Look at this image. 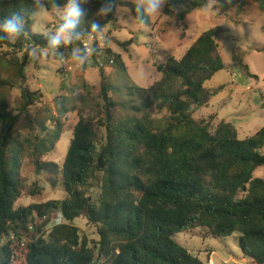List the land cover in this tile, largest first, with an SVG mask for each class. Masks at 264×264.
<instances>
[{"label":"trees","instance_id":"trees-1","mask_svg":"<svg viewBox=\"0 0 264 264\" xmlns=\"http://www.w3.org/2000/svg\"><path fill=\"white\" fill-rule=\"evenodd\" d=\"M259 1L264 8V0ZM57 3L62 8L64 0ZM175 3L178 11L165 5L164 13L184 21L206 0ZM118 5L134 8L131 2L117 0ZM85 7V29L92 20L104 28L115 20L116 11L106 18L95 15L98 0H89ZM37 10L33 0H0V20L22 11L27 28L14 41L0 39V87L18 84L21 89L16 111L0 103V237L6 238L0 245V264H19L21 259L24 264H209L175 239L195 229L214 238L239 234V247L251 264H264V178L254 175L264 166V127L241 139L231 122L213 128L211 120L193 116L225 89L205 86L224 69L216 40L222 26L204 32L181 58L169 57L159 65L162 77L149 87L126 86L122 102L112 93L120 95L124 88L114 86L100 69L105 114L90 119L79 114L62 165L67 197L15 207L24 188L21 169L26 157L37 171L59 169L41 159L55 149L64 130L62 118L69 111L57 103L58 115L48 118L54 119V129L46 122L36 129L30 114L43 98L27 86L26 74L30 50L45 43L46 34L32 30ZM18 52H23L22 58L15 57ZM106 53L128 76L121 55L110 49ZM138 95L140 104H131ZM117 106L133 114L117 117ZM154 108L164 115L154 117ZM41 189L34 183L31 192ZM58 212L63 222L50 226ZM83 215L98 228V240L81 235L74 222ZM29 232L34 233L32 239L22 241Z\"/></svg>","mask_w":264,"mask_h":264},{"label":"rangeland","instance_id":"rangeland-1","mask_svg":"<svg viewBox=\"0 0 264 264\" xmlns=\"http://www.w3.org/2000/svg\"><path fill=\"white\" fill-rule=\"evenodd\" d=\"M131 2V0H118ZM259 0H235L228 10L223 11L217 5L209 11L204 7L193 11L184 21H177L166 16L164 8L161 14L150 19L147 30L139 28L136 22L129 24L127 7L117 6L115 20L105 28L103 35L108 40L83 66L64 63L55 53L46 59H34L31 56L26 67L27 86L32 91H39L43 98L30 109L34 126L46 122V126L54 129V119L58 115L57 103L64 104L69 110L62 118L63 133L57 141L55 149L44 155V162H53L57 171L36 170L31 157H26L21 169L24 188L21 198L15 207L40 204L49 200L64 199L67 193L62 182V165L73 138L74 127L79 114L86 119L102 118L105 114L101 98V72L114 86L124 89L122 94L112 93L117 101L127 98L126 86L136 84L146 88L162 77L158 66L166 63L169 57L181 58L191 45L209 29L222 26L223 31L216 37L223 57L224 69L217 72L205 84L208 88L224 86L208 105L198 108L193 116L196 119L212 121L213 128L222 122L233 123L239 137L245 139L254 135L264 127V8ZM62 8L48 11L37 10L34 14V33L47 34L55 30L59 23ZM132 40V43L126 44ZM14 41V40H12ZM74 47V46H73ZM39 52L40 48H36ZM120 54L127 66L128 76L122 75L109 61L106 50ZM64 51V49H60ZM23 52L15 57L22 58ZM248 66L250 74L245 70ZM6 77V75H5ZM140 104L141 96L132 97ZM21 89L18 84L13 87H0V103L9 104L16 111L20 106ZM117 117L133 114L121 106L113 109ZM165 111L154 108L152 115L162 117ZM141 115V114H138ZM24 120V118H23ZM24 132H27L23 128ZM264 152V149H263ZM255 177L264 178V166L257 168ZM37 183L39 192L32 193L33 184ZM96 192V191H94ZM95 193H92L94 197ZM54 217V214H53ZM91 240H98V228L88 221L85 215L74 222ZM30 228H32L29 225ZM34 233H25L22 241L29 242ZM239 234L230 237L214 238L206 230L195 229L175 235L178 243L186 247L192 254L209 264H251L238 244ZM6 238L0 237V245ZM24 259L19 264H24Z\"/></svg>","mask_w":264,"mask_h":264},{"label":"clouds","instance_id":"clouds-1","mask_svg":"<svg viewBox=\"0 0 264 264\" xmlns=\"http://www.w3.org/2000/svg\"><path fill=\"white\" fill-rule=\"evenodd\" d=\"M99 7L95 15L106 18L117 9V0H98ZM233 0H206L204 11L212 10L218 3L220 8L232 5ZM134 5L129 9V24L133 21L139 28L147 30L150 19L161 14L165 5L173 11H178L175 0H131ZM36 8L44 10L51 5L54 8H61L57 0H33ZM89 0H64L62 14L59 23L54 31L45 36V43L40 47L39 52L36 48L30 50L29 55L34 59H46L50 54L55 53L64 63H73L77 66H85L98 50L104 47L108 40L103 35L104 26L99 20H92L88 28L82 27L84 19L88 16ZM134 12V16L132 15ZM27 31L24 14L22 11L13 12L10 16L0 20V39L15 40L23 36ZM87 43H84V41ZM76 45L73 47V45ZM64 51H60V49ZM59 223V220L57 221Z\"/></svg>","mask_w":264,"mask_h":264},{"label":"built area","instance_id":"built-area-1","mask_svg":"<svg viewBox=\"0 0 264 264\" xmlns=\"http://www.w3.org/2000/svg\"><path fill=\"white\" fill-rule=\"evenodd\" d=\"M84 43H87V41L85 40ZM111 62H113V60H111ZM58 220H59V223H57ZM61 222H63V215H62V213H60V212L55 213L54 214V217H53V221L50 224V226H54V225L60 224ZM30 226L32 227V224H30Z\"/></svg>","mask_w":264,"mask_h":264}]
</instances>
